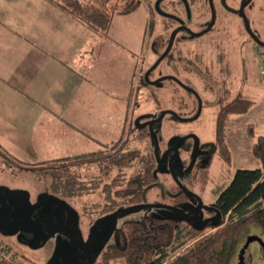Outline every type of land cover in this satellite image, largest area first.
Here are the masks:
<instances>
[{
  "label": "rangeland",
  "instance_id": "obj_1",
  "mask_svg": "<svg viewBox=\"0 0 264 264\" xmlns=\"http://www.w3.org/2000/svg\"><path fill=\"white\" fill-rule=\"evenodd\" d=\"M156 2L157 0L109 1L108 5L111 14L109 27L105 33L98 34L97 42H102L104 44V49H102L99 58L103 56L105 58L103 60V66L106 69V82L109 81V88L112 92L115 86L118 91H121V87H124L126 80L120 82V77L125 76L124 69H119L115 61L117 58L113 57L115 59L113 60L112 58L111 60L109 55L117 52L118 54L120 53L119 56H124L126 51L120 50L119 45L125 46L126 49L134 52L135 55L144 54V47L141 43V30L145 22L153 16L151 15V9L156 6ZM255 6L257 7L258 4H255ZM253 17L254 15L251 14L250 18ZM143 59L144 63L141 67L142 69L153 61L154 56L147 53L143 55ZM166 59H168V57L165 58V60ZM165 60H163V62ZM237 60L238 68L235 69L232 75L235 84L233 92L230 91L235 93L242 90V92L251 98L264 100V77L259 75L258 62L254 48H239ZM137 64L136 70L139 69L142 64L141 60H139ZM96 69L98 73V66H96ZM142 69L138 70V72H142ZM126 72L128 73L127 70ZM138 75L137 78L135 76L133 80L131 104L129 105L127 114L125 115L126 108L120 109L121 106L117 105L118 99L112 95L111 104H109L107 109L110 114L108 115L113 121L112 129L118 131L119 127L124 125L123 139L126 141L117 148L118 152L126 154L121 158V167L111 164L108 168L110 174L101 180L100 184H95L90 181L91 176L96 172L93 164L89 162V157L92 155L82 156L72 162V165H70L71 163L68 166H61V164H59L60 167L57 169L52 168L53 164L51 163L32 165L35 167V170H37L39 166L50 165V169H47V171L43 173L41 171L34 172L26 169H18V163H15V166H17L16 169H4V167H2L3 161L0 158V184L12 190L7 196L0 199V212H16L18 209L30 210L36 208L38 205L33 203L36 193L41 190L50 191L52 188L57 192L63 193L62 195L65 197L63 198L64 201L66 200V202L73 205V207L85 213L83 220H86L89 213H93V216L97 217V212L95 210L101 209L107 204L105 202L110 201H112L113 204L127 203L128 205L126 207L131 209L145 203L166 204L167 200L164 192L174 186L175 178L166 166L167 171L162 168L157 170V172L155 171L154 180L151 183L147 185L140 184V177L144 173V156L152 151V140L151 138L149 139L146 127L142 128L143 131L139 133L135 130L132 121L139 116L141 118L142 114L145 115L144 117H154L163 109L175 106L178 103L179 96L184 97L185 92L168 79H161L154 84L142 86L137 89V86L140 84ZM157 76L158 71H156V69L151 70L148 74L149 79H153ZM226 100H228L227 95L222 103L226 102ZM116 112L119 113V118H116ZM215 112L216 107L212 112H206L202 120L204 138L211 142H214ZM142 120L143 118L139 119L141 122ZM248 122H250V120L246 115H242V113H240V115L233 113L227 117L226 141L232 153L230 165L224 163L218 155L216 148H213L214 151L207 158L206 162L201 166L198 165L192 168V171L185 172L184 175L178 172L179 168L176 163L180 156L171 162V169L177 180L183 186L191 188L199 194L203 204H210L214 201L217 196L215 192H217L218 186L221 184L224 186L227 185L233 172L237 168H254L259 166L258 160L252 156L250 151V146L254 137H249L247 135L246 126ZM141 124H146V122H142ZM186 126L185 123L178 122V120H175L169 114H165L159 121L155 122L153 129L155 133L159 135L158 137H160L157 144V151L161 153L168 143L173 142V139L172 141L170 139L171 135L183 131ZM107 127L106 125L103 129ZM113 133L117 135L112 134L111 139H116L118 135L121 134L117 132ZM103 159L104 157L100 156L99 160L103 161ZM101 164H103V162ZM151 168L153 169V165ZM140 188L143 189L141 201L139 203H128L130 196H132L130 194L135 193V191L140 190ZM116 190L118 192L117 194ZM125 192L127 194V200H121L125 198ZM28 194L29 196H27ZM106 194H108V197H106ZM138 194L137 192L134 198L139 197ZM50 196L51 195H49V197ZM112 198L114 199L112 200ZM195 204L196 200H192L190 208H193ZM145 213L149 215H176V211L171 208L162 205H150L138 211L122 212L119 214V218L137 219L142 217ZM186 214L190 216V212L186 211ZM28 229V231H19L10 236L0 234V244H3L0 245V249H7L19 264H58L59 261H62L64 258L62 251L67 249L69 243L74 242L76 239L75 233H68L64 229H59L49 235L42 244L36 245L34 242L35 236H31V233L35 232V234H37L40 228ZM86 229L87 228H84V230ZM105 231L106 228L105 230L96 228V234H90L91 239L94 241L87 245V249L91 250L92 246H97ZM86 235H88V230L84 233V236ZM252 235L259 236L264 242V230L259 225L255 223L246 225L238 236L236 244L237 251L231 257L229 264L237 263L239 249L242 247L246 238ZM26 237L30 239L29 242L25 240ZM110 239L114 240L115 236L113 235ZM243 256L244 264H264L263 248L256 240L249 242Z\"/></svg>",
  "mask_w": 264,
  "mask_h": 264
},
{
  "label": "flooded vegetation",
  "instance_id": "obj_2",
  "mask_svg": "<svg viewBox=\"0 0 264 264\" xmlns=\"http://www.w3.org/2000/svg\"><path fill=\"white\" fill-rule=\"evenodd\" d=\"M255 4H258V6L256 7ZM251 14L254 15L253 18H250ZM151 15L153 16L144 24L141 43L144 47L143 53L152 54L154 59L147 67L142 69L144 54L139 58L142 63L139 67L140 70L142 69V72L138 75L140 78L139 83L141 79L147 83L144 72L168 47L172 33L177 29L168 51L151 70L156 69L158 71V76L155 78L162 75L173 76L174 78L165 79L171 80L185 92L184 97L179 96L178 103L175 106L163 110H169L165 114L171 115L175 120L185 123L187 126L184 127L183 131L173 133L170 138L171 141L173 139V142L168 143L161 153L158 152L159 156L163 154L161 162H158V157L152 149L154 161L150 163L153 165L152 171L155 174V171L157 172L160 168L167 171L170 156L171 162L180 156L176 163L179 168L178 172L184 175L185 172L192 171V168L198 165L201 166L214 151L213 142L204 138L202 120L206 112H212L215 107L216 117L222 101L226 99V95L228 100L235 96L236 92L232 93L235 84L232 75L235 69L238 68L237 53L239 48H254L258 44L257 40L264 42V0H157L156 6L151 9ZM167 57L168 59L165 60ZM163 60L165 61L163 62ZM147 84L149 85V83ZM159 114L154 117H144L145 115L142 114V122H146V124H141L142 122L139 121L140 116H136L138 118L132 121L135 130L139 133L143 131L142 128H147L146 132L152 142L153 137L150 136L151 131L148 122L159 116ZM178 116L188 119L181 120ZM155 122L152 123V127ZM123 131L116 139L97 144L88 152L70 155H92L89 157V162L93 164L96 172L91 176V182L100 184V181L110 174L108 168L111 164L122 166L120 164L122 163L121 158L126 154L118 152L117 148L126 141L123 139ZM100 156L104 157L103 161L99 160ZM1 158L4 169L13 170L17 168L15 162H11L3 156ZM102 162L103 164H101ZM50 167V165H42L35 170V167L20 162L18 169L41 171L43 173L47 169L49 170ZM183 187L185 190L175 180L174 186L164 192L167 200L166 205H174L181 210L171 208L176 211V215L157 214L156 216L181 217L183 212L186 213L187 211L190 212L188 217H192L197 213L196 218L191 221L183 218L188 223L193 222L199 226L217 220L219 213L215 212L212 202L203 204L199 194L191 188ZM5 189L7 194L4 192ZM179 191L184 193V203L180 202L179 205H175L168 202L174 199L177 194L180 196L182 193ZM10 192L12 190L0 184L1 199ZM137 192L138 190L130 195L134 196ZM62 194L54 188L50 191L41 190L36 193L33 200V203L38 205L36 208L30 210L18 209L16 212H0V234L10 236L19 231H28V228H40L37 234L35 232L31 233V236H35V244L40 245L49 235L59 229H64L68 233H75L76 239L74 242L69 243L67 249L62 251L64 258L58 264H94L96 258L93 261L90 258L94 256L111 228L115 229L123 221L128 220L119 218V214L124 212L121 209L127 208L128 204L105 202L107 204L101 209L95 210L97 217L93 216V213H89L86 220H83L85 213L73 207L66 200L64 201L63 198L65 197ZM49 195L51 196L49 197ZM124 196L125 198L121 200H127L126 192ZM142 196L143 193L141 199ZM106 197H108V194H106ZM198 198L201 199L199 209L197 205ZM192 200H196V204L193 208H190ZM116 210L118 212L114 215ZM145 215L148 214L145 213L143 216ZM84 228L88 230L86 236H84V233H86ZM96 228H102L103 230L106 228V231L101 236L102 238L97 246L91 247V252L90 249H87V245L94 241L91 239L90 234H96ZM114 229L106 243L112 238ZM25 240L30 241L27 237Z\"/></svg>",
  "mask_w": 264,
  "mask_h": 264
},
{
  "label": "crops",
  "instance_id": "obj_3",
  "mask_svg": "<svg viewBox=\"0 0 264 264\" xmlns=\"http://www.w3.org/2000/svg\"><path fill=\"white\" fill-rule=\"evenodd\" d=\"M98 34L49 0H0V149L8 156L40 165L88 152L123 131L112 129L107 109L112 95L127 114L141 55L123 45L124 56L109 55L126 80L113 93ZM238 92L253 101L242 115L255 136L264 135V100Z\"/></svg>",
  "mask_w": 264,
  "mask_h": 264
},
{
  "label": "trees",
  "instance_id": "obj_4",
  "mask_svg": "<svg viewBox=\"0 0 264 264\" xmlns=\"http://www.w3.org/2000/svg\"><path fill=\"white\" fill-rule=\"evenodd\" d=\"M49 1L95 32L105 33L109 27L110 0ZM147 83L141 79L137 89L148 85ZM252 103L250 98L238 92L231 100L220 105L215 117L213 146L227 165L232 161L231 149L226 141L227 117L233 113L247 112ZM246 130L249 137H255L250 151L258 160L259 166L237 168L227 185L218 186L215 192L217 196L212 202L215 212L219 213L217 220L199 226L193 222L188 223L179 216L148 214L128 219L114 229L112 236L115 239H110L103 246L94 264H229L237 251L238 236L246 225L255 223L264 230V135L255 136L251 123L247 124ZM151 144L153 149V142ZM0 154L5 159L20 164L1 149ZM80 157L82 156H66L47 163L53 164L52 168L57 169L59 164L72 165ZM151 161H154L153 151L144 156V173L139 180L141 185L154 180ZM142 191L140 188L139 197H130L128 203H139ZM183 196L184 193L180 196L177 194L168 202L179 205L185 201ZM0 264L19 263L12 256V259L0 258Z\"/></svg>",
  "mask_w": 264,
  "mask_h": 264
},
{
  "label": "water",
  "instance_id": "obj_5",
  "mask_svg": "<svg viewBox=\"0 0 264 264\" xmlns=\"http://www.w3.org/2000/svg\"><path fill=\"white\" fill-rule=\"evenodd\" d=\"M176 31H177V29H175V30L173 31L172 36H171L170 43H171L172 38H173V36H174V34H175ZM170 43H169L168 47L164 50V52L158 57V59H157V60H156V61H155V62H154V63H153V64H152V65H151V66H150L145 72H144V78H145V80H146L149 84H154V83L158 82L159 80H161V79H165V78H174V77L171 76V75H162V76H159L158 78H155V79H152V80H150V79L148 78V73H149V71H150V70L154 67V65H155L158 61H160V59L166 54V52L168 51V49H169V47H170ZM257 43H258V44H263V45H264V42L259 41V40H257ZM166 112H169V110H163V111L159 114V116H157V117L151 119V120L148 122V126H149V129H150V131H151V135H152V137H153V150H154V154L158 157V162H161V161H162V159H163V154H162L161 156L158 155V151H157L158 137H157L155 131L153 130L152 123L155 122V121H159V120L164 116V114H165ZM178 117H179V116H178ZM179 118H180L181 120H187V119H188V118H183V117H179ZM168 167H169L170 172L173 174L175 180L178 182L179 186H180L182 189L185 190V188L181 185V183H179V181L177 180V178L175 177V175H174V173H173V171H172V169H171V156L169 157ZM4 192H5V194H7V190H6V189L4 190ZM1 197H2V196H1ZM1 197H0V199H1ZM200 204H201V199L198 198V204H197V205H198V209H199ZM150 205H158V206H159V205H162V206H166V207L173 208V209H176V210H181L179 207H176V206H174V205H166V204H162V203H160V204H158V203H156V204L145 203V204H141L140 206H138V207H136V208H134V209H131V208H125V209H124V208H122L121 210H123L124 212L138 211V210L142 209L143 207H145V206H150ZM119 210H120V209H119ZM117 212H118V210H116V211L114 212V215H116ZM196 215H197V213H196L194 216H192V217H188V215H187L185 212H183V216H181V217H184V218H186L187 220H190V221H191V220H193V219L196 218ZM93 229H94V228H93ZM113 229H114V228H111V230L108 232V234H107V235L105 236V238L102 240V242H101V244L99 245V247L97 248V250H96L94 256L90 258L91 261H93V260L97 257L98 253H99L100 250L103 248L104 244L106 243V241L108 240L109 236L111 235ZM253 240L258 241V242L260 243V245L262 246L263 250H264V242L261 240V238H260L259 236H257V235L249 236V237L246 238V240H245V242L243 243L242 247L239 249V252H238V261H237L236 264H244V256H243V255H244L245 248L248 246L249 242H251V241H253Z\"/></svg>",
  "mask_w": 264,
  "mask_h": 264
},
{
  "label": "built area",
  "instance_id": "obj_6",
  "mask_svg": "<svg viewBox=\"0 0 264 264\" xmlns=\"http://www.w3.org/2000/svg\"><path fill=\"white\" fill-rule=\"evenodd\" d=\"M254 50L258 62L259 75L264 77V45L256 44ZM0 258L12 259V256L7 249H0Z\"/></svg>",
  "mask_w": 264,
  "mask_h": 264
}]
</instances>
